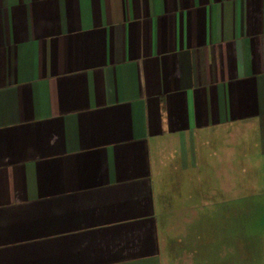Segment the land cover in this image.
<instances>
[{"label":"crops","instance_id":"crops-1","mask_svg":"<svg viewBox=\"0 0 264 264\" xmlns=\"http://www.w3.org/2000/svg\"><path fill=\"white\" fill-rule=\"evenodd\" d=\"M0 264H264V0H0Z\"/></svg>","mask_w":264,"mask_h":264},{"label":"rangeland","instance_id":"rangeland-1","mask_svg":"<svg viewBox=\"0 0 264 264\" xmlns=\"http://www.w3.org/2000/svg\"><path fill=\"white\" fill-rule=\"evenodd\" d=\"M177 187V186H176ZM176 187L174 186L175 191L176 192ZM173 195V193L170 191V194L164 196V200H163V204H162V208L160 210V216H161V219L163 221V219H167L169 216H174L176 213H177V209H176V203L173 202L171 196ZM253 214H255V216H260V214L263 212V211H251ZM171 214V215H170Z\"/></svg>","mask_w":264,"mask_h":264}]
</instances>
